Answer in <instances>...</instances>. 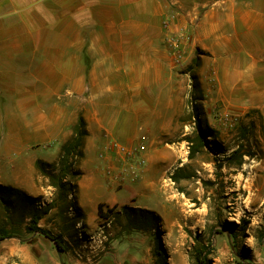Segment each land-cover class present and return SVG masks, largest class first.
<instances>
[{
  "label": "crops",
  "instance_id": "1",
  "mask_svg": "<svg viewBox=\"0 0 264 264\" xmlns=\"http://www.w3.org/2000/svg\"><path fill=\"white\" fill-rule=\"evenodd\" d=\"M188 27L206 53L199 77L212 59L218 94L242 93L249 107L264 108V0H0L2 141L14 140L17 158L27 160L31 143H66L80 114L89 130L86 159L101 158L112 140L130 148L144 135L158 141L176 120L161 98L172 93L175 75L169 38ZM9 154L1 148V158ZM106 165L83 168L79 207L87 224L99 219L102 203L143 208L107 188ZM147 168L141 186L152 192L155 170ZM35 171L20 168L6 185L28 190L21 181ZM140 191H128L129 199ZM117 250L112 244L101 264H133Z\"/></svg>",
  "mask_w": 264,
  "mask_h": 264
},
{
  "label": "rangeland",
  "instance_id": "2",
  "mask_svg": "<svg viewBox=\"0 0 264 264\" xmlns=\"http://www.w3.org/2000/svg\"><path fill=\"white\" fill-rule=\"evenodd\" d=\"M193 32L189 27L182 28L169 38L175 75L172 93L165 91L161 98L168 102L169 111L165 113L176 116L174 129L156 142L144 135L135 146L143 143L148 148L146 157L151 159L147 167L155 170L151 178L155 191L141 186L143 174L134 183L120 180L123 164L108 152L101 158L96 155L86 159L85 155L77 166L84 175L83 168H93L100 160L106 165L112 159V175H108L105 166L106 177L113 179L108 180L113 183L107 188L114 186L115 192L125 191L119 195L122 200L137 201L141 209L155 212L161 219L158 231L149 227L145 217L144 231L130 227L125 215L108 221L99 218L89 224L86 218H75L83 176L78 181L77 198L70 195L67 203L60 202L48 210L47 204L57 200L58 190L39 175L34 159L38 157L43 163L56 166L64 143H31L25 147L27 160H19L14 153L15 141L5 143L0 137V150L6 147L11 152L8 158L0 157V184H13V176L20 168L27 173L34 168L35 179L21 181L28 190L19 191L38 199L33 205L17 193L11 196L4 192L15 205L7 213L0 207V226L5 225L11 232L0 243V264H101L112 244L118 248L115 252L119 260L141 264V259H147L150 264H159L157 238L162 239L168 264H200L196 252L203 246L210 253L205 264H264V108L249 107L247 96L242 93L218 94L212 59L209 73L200 72V77V70L190 68L196 56L202 60L206 55L193 46ZM201 130L207 145L191 159L188 138H195ZM239 148L241 153L233 157ZM179 171L190 178L175 182L173 176ZM137 188L143 191L133 193L130 200L128 191ZM125 206L134 208L129 203L113 207L121 212ZM35 211L42 215L38 227L60 237L64 252L30 229Z\"/></svg>",
  "mask_w": 264,
  "mask_h": 264
},
{
  "label": "trees",
  "instance_id": "3",
  "mask_svg": "<svg viewBox=\"0 0 264 264\" xmlns=\"http://www.w3.org/2000/svg\"><path fill=\"white\" fill-rule=\"evenodd\" d=\"M202 66V60L200 56H196L193 59V63L190 68L200 70ZM195 83L198 82L197 77H193ZM73 134L71 138L62 145L59 161L56 166H50L43 163L41 160L36 162V169L39 175L49 179V186L58 190L57 200L53 201L51 204H47L48 210L57 207L60 202L67 203L69 201L70 195L77 198L79 196V186L78 181L83 176L81 170L78 169L79 162L85 157V147L86 140L89 137V130L87 122L82 114L79 115L77 123L73 126ZM207 137H211L210 135ZM190 144V158L193 159L197 153H199L207 145V138L205 133L201 130L195 135V138H188ZM240 148L236 150L233 157L240 154ZM190 178V176L182 171L176 172L173 176V180L178 182L182 179ZM72 179V180H69ZM5 193L15 196V193L23 197L27 202L33 203V205L38 203L37 198H32L19 191V189L13 188L12 186H5L0 184V207H4L6 213L14 207L12 200L6 198ZM37 210L36 208H34ZM76 212L78 215L75 218H85V214L81 208H77ZM99 218L101 220H111L112 218L118 217L120 215H125L128 218L130 227L133 229L144 231L146 227L142 225V219L145 217L146 222L150 223L149 227L153 231H158L159 223L161 219L155 212L144 210L141 208H130L125 206L122 208L121 212H116V207L111 208L110 206L102 203L98 208ZM44 213V212H43ZM42 215L38 214L36 211L32 213L31 222L32 226L30 229L35 232H39L46 238L53 241L58 247L59 251L64 252L65 248L63 246V240L60 237H56L48 231L42 230L38 227L39 221ZM12 219L4 218L3 220ZM7 222V221H6ZM5 223V222H4ZM11 236V232L8 231L5 225L0 226V243ZM207 252V254H205ZM210 255L208 253V248L203 246L201 249L197 250L196 258L200 264H205L207 262V257ZM156 256L159 259V264H168L167 251L163 246L161 238H157Z\"/></svg>",
  "mask_w": 264,
  "mask_h": 264
},
{
  "label": "built area",
  "instance_id": "4",
  "mask_svg": "<svg viewBox=\"0 0 264 264\" xmlns=\"http://www.w3.org/2000/svg\"><path fill=\"white\" fill-rule=\"evenodd\" d=\"M170 22L171 19L167 18L165 25L168 27ZM145 141L146 137L143 138V142ZM147 150V146L143 143L134 148H130L115 140H112L108 143L107 152L111 157L119 160L123 164V166L120 168V180L134 183L141 178L147 167ZM114 171V166L107 165L106 172L108 175H112Z\"/></svg>",
  "mask_w": 264,
  "mask_h": 264
}]
</instances>
